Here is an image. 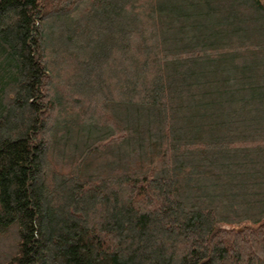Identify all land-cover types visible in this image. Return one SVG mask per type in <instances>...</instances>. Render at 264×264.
I'll list each match as a JSON object with an SVG mask.
<instances>
[{"label":"trees","instance_id":"1","mask_svg":"<svg viewBox=\"0 0 264 264\" xmlns=\"http://www.w3.org/2000/svg\"><path fill=\"white\" fill-rule=\"evenodd\" d=\"M0 264H264V0H0Z\"/></svg>","mask_w":264,"mask_h":264}]
</instances>
